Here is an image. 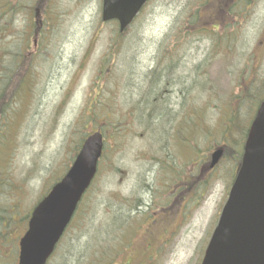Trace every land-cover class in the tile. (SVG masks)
Instances as JSON below:
<instances>
[{
	"label": "rangeland",
	"instance_id": "1",
	"mask_svg": "<svg viewBox=\"0 0 264 264\" xmlns=\"http://www.w3.org/2000/svg\"><path fill=\"white\" fill-rule=\"evenodd\" d=\"M201 1L149 0L121 34L115 22H101V0H8L0 9V78L10 82L21 60L30 74L23 101L12 86L17 124L2 179L32 205L87 135L103 136L96 176L69 230L76 257L62 264H114L132 248L140 264H200L264 98V0H237L230 26L215 33L198 28ZM10 41L22 54L9 68ZM157 62L171 96L155 103L150 94L157 98L160 88L144 76ZM223 145L207 176L201 162ZM143 234L152 247L145 254Z\"/></svg>",
	"mask_w": 264,
	"mask_h": 264
},
{
	"label": "water",
	"instance_id": "2",
	"mask_svg": "<svg viewBox=\"0 0 264 264\" xmlns=\"http://www.w3.org/2000/svg\"><path fill=\"white\" fill-rule=\"evenodd\" d=\"M147 1L102 0L101 21H116L122 33ZM101 152L102 136L96 132L85 139L67 173L33 212L31 225L44 227L39 232L46 242L45 259L89 188ZM221 156V150L211 155L210 168ZM200 264H264V102L250 125L240 167Z\"/></svg>",
	"mask_w": 264,
	"mask_h": 264
},
{
	"label": "flooded vegetation",
	"instance_id": "3",
	"mask_svg": "<svg viewBox=\"0 0 264 264\" xmlns=\"http://www.w3.org/2000/svg\"><path fill=\"white\" fill-rule=\"evenodd\" d=\"M31 24L28 25L30 27ZM34 36L28 37L31 39ZM10 38V36H9ZM13 41L8 43L7 51V61L9 68L11 66L12 60H14L13 56L17 55L19 50L15 53V48L12 47ZM32 47L35 50L37 44H35V40L32 43ZM22 54V53H21ZM160 57V55H159ZM17 59V58H16ZM160 63L162 60H160ZM177 61L183 63V59L180 58ZM22 60L19 62L17 67H14L12 76H10V82L4 81L0 78V264H35L39 258L44 260L43 264H59L62 260V263H66L71 260L74 255L76 257L75 245H76V237L71 235L73 231H69L71 228V222L65 227L63 233L59 237L58 241L53 245L51 252L48 253L46 259L45 255L46 250V242L43 238V234L39 231L43 230L44 227H36L34 228L31 225L32 214L36 207L43 201L47 193H44L42 196L36 199V201L29 205L26 203L25 192L21 189V191L13 192L16 185H8L3 179L2 176L9 171L11 168V161L13 157L12 152V134L16 127L17 121L15 117H11L9 114V105L11 104V99L14 97L12 94V86L14 89L19 90L21 87L20 94L18 95L19 101H23L26 97L24 91H27V88L30 85V74L28 67H23L21 64ZM160 63H156L154 68L148 72L144 78L148 80V82H152L156 85V87L160 88L159 96L157 98H153V95H156L157 92L153 90L150 97L155 103L162 102L164 97L167 95L171 96V92L167 90H171L170 80L167 79V75L164 71H159ZM9 72L6 66V74ZM45 72V71H44ZM9 74V73H8ZM32 75V74H31ZM155 86H151L149 90L154 89ZM11 92L9 93V91ZM36 106V105H35ZM25 124L23 123L22 127ZM25 127V126H24ZM38 128V127H36ZM29 130V129H28ZM183 140L187 142V137L184 136ZM215 149V146L212 148ZM168 155L164 157V160L168 162V164H172L170 162ZM170 162V163H169ZM171 167V166H170ZM216 167L210 169L209 168V160L207 158L206 162L203 160L201 162L200 170L206 173L207 176L213 173ZM187 175V172H185ZM184 178L186 180H184ZM181 178L182 186L188 183L187 177L184 176ZM198 181V179H197ZM27 185H25V188ZM166 214L161 216L160 221L162 223H168L167 219H165ZM69 232V236L67 233ZM144 237V254L151 250V245L145 242L147 235L143 234ZM67 239V243L66 240ZM64 243L67 246H63ZM44 248V249H43ZM142 255H139L137 250H123L118 252L116 259L120 260L121 264H140ZM113 263L116 264L115 257L112 258ZM75 260L73 259L71 263ZM109 263V262H107ZM39 264V263H38Z\"/></svg>",
	"mask_w": 264,
	"mask_h": 264
},
{
	"label": "trees",
	"instance_id": "4",
	"mask_svg": "<svg viewBox=\"0 0 264 264\" xmlns=\"http://www.w3.org/2000/svg\"><path fill=\"white\" fill-rule=\"evenodd\" d=\"M7 1L8 0H0V9L6 7L4 5L7 3ZM236 1L237 0H202L197 9V14L199 16L202 14L201 15L202 18L198 20V22L201 24L200 27L198 28L200 30H204V29L206 30L208 28L210 29L211 32L214 33L224 28L227 29L230 25L227 24L226 15L228 10L235 4ZM212 37L218 38V36H212ZM218 40L220 39H217V41ZM216 45H218V43ZM246 133H247V129H246ZM245 137L246 134H244V138ZM238 158L239 159L241 158V152ZM142 239L144 241V237H142ZM96 264H101V263H96Z\"/></svg>",
	"mask_w": 264,
	"mask_h": 264
}]
</instances>
